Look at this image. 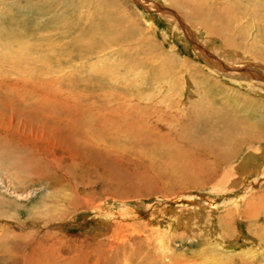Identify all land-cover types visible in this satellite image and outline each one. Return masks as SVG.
I'll use <instances>...</instances> for the list:
<instances>
[{
    "label": "rangeland",
    "instance_id": "obj_1",
    "mask_svg": "<svg viewBox=\"0 0 264 264\" xmlns=\"http://www.w3.org/2000/svg\"><path fill=\"white\" fill-rule=\"evenodd\" d=\"M228 105L264 121V0H0V264H264V142L189 148Z\"/></svg>",
    "mask_w": 264,
    "mask_h": 264
},
{
    "label": "bare ground",
    "instance_id": "obj_2",
    "mask_svg": "<svg viewBox=\"0 0 264 264\" xmlns=\"http://www.w3.org/2000/svg\"><path fill=\"white\" fill-rule=\"evenodd\" d=\"M109 21V20H108ZM101 23V22H99ZM117 23V22H116ZM103 24V22H102ZM108 24V23H107ZM106 25V24H105ZM116 25V24H114ZM119 25V24H118ZM102 27V26H101ZM112 28V24L108 25L107 31H109V35L111 36V38H109L108 42L106 44H110L111 43H116L117 41H123L122 39H125L126 37L124 35H120V33L122 32H118L116 29L113 32V30H111ZM185 28V27H184ZM118 29V28H117ZM92 30H95L94 28H92ZM96 30L100 31V26L98 25ZM102 30V29H101ZM112 32V33H111ZM212 32V31H211ZM123 33V32H122ZM121 33V34H122ZM99 37V36H98ZM125 37V38H124ZM79 39H76L75 41V45L78 46V51H79V56L82 57L84 56V53H88V54H92V51L90 49H88L87 47H85V45H87L88 47H91L89 44L92 45V41H90L89 43H87V41L82 42V41H78ZM118 44V43H117ZM198 48V47H197ZM219 54V53H218ZM203 57V56H202ZM207 57V56H206ZM223 65V64H222ZM235 65V64H234ZM233 67V66H232ZM235 67V66H234ZM244 67V66H243ZM225 68V67H224ZM240 71V70H238ZM225 72V71H224ZM234 72V71H233ZM237 72V71H236ZM235 72V73H236ZM244 72V71H243ZM228 73V72H227ZM234 73V74H235ZM240 73V72H239ZM249 74V72H248ZM237 75V73L235 74ZM241 75V74H240ZM256 76V75H255ZM253 77V76H252ZM262 77V76H261ZM247 78V77H246ZM263 79V78H262ZM252 84V83H251ZM250 84V85H251ZM254 85V84H252ZM251 85V86H252ZM257 85V84H256ZM250 86V87H251ZM254 88V86H252ZM250 89V88H249ZM246 106V105H245ZM232 106L226 107V110H216V109H211L212 111H210L209 113H204L203 111L199 113V123H198V127H195V130L193 132L194 135H197V144L196 145H192V144H188L191 148L190 151L195 152L194 150L196 149H204V152H214L217 153L215 156H217L216 158L213 157V160L215 163L222 165V164H228L230 162H234V157L236 154V151L241 150L243 147H241L242 144L246 145V146H250L255 144V143H261L264 142V121H260V122H252L249 118L245 117V118H241L238 117L236 114V112L233 111L232 108H230ZM248 109L251 107L254 109L255 104L254 101L251 99L249 101V105L247 106ZM262 107V106H261ZM258 107L257 109L261 110L262 108ZM212 108V107H211ZM228 109V110H227ZM229 109H232L231 111ZM224 111V112H223ZM252 112V110H250ZM198 112V111H197ZM222 112V114H220ZM198 114V113H197ZM251 114V113H250ZM216 115L217 116H221L220 120L218 121H213L215 124L210 125L208 121H210L211 117H214ZM106 116V115H105ZM111 116V115H110ZM116 116V115H115ZM248 116V115H247ZM223 117V118H222ZM103 118V117H102ZM110 118V117H109ZM114 118V116L112 117ZM121 118V116H120ZM264 119V118H263ZM104 121V120H103ZM124 121V119H123ZM212 121V120H211ZM106 122V121H105ZM113 123V122H112ZM125 123V122H123ZM194 123V122H193ZM131 124V123H130ZM138 124V123H137ZM104 125V124H103ZM124 125V124H122ZM128 125V124H127ZM200 125V126H199ZM116 126V125H115ZM120 127V126H119ZM123 127V126H122ZM126 127V126H125ZM141 127V126H140ZM130 128V127H129ZM109 129V128H108ZM118 129V128H117ZM116 129V130H117ZM121 129V128H120ZM125 129V128H124ZM194 129V128H193ZM113 130V129H111ZM115 130V128H114ZM119 130V129H118ZM120 131V130H119ZM124 131V130H123ZM132 131V130H131ZM114 132V131H113ZM130 132V131H129ZM192 132V130H191ZM141 133V132H140ZM136 134V133H133ZM167 134V133H166ZM192 134V133H191ZM154 135V134H153ZM122 137V136H121ZM243 141V142H242ZM150 142V141H149ZM162 144V143H161ZM204 146L210 147V151L209 148H206ZM202 150V149H201ZM203 151V150H202ZM212 160V161H213ZM247 166V165H246ZM226 183V181L224 182ZM60 197V196H59ZM90 197V196H89ZM75 199V197H74ZM77 199V198H76ZM72 200V202L78 203L77 200ZM84 200V199H83ZM92 201V200H91ZM86 201H83V203H85ZM86 204V203H85ZM88 204V202H87ZM54 221V220H52ZM55 223V222H54ZM62 245V244H61ZM60 245V246H61ZM62 249V248H61ZM60 249V250H61ZM47 252H45L46 254ZM58 253L56 250H51L48 251V255L49 256H53V258L58 259ZM80 256V255H79ZM64 258V257H63ZM62 258V259H63ZM77 257H73L71 258V260L68 258V260L65 261L64 260L63 263L64 264H78L80 263L79 260L76 259ZM83 260V259H82ZM61 261V260H60ZM78 262V263H77ZM88 262V261H87ZM86 262V263H87ZM90 262V261H89ZM83 263V261H81V264ZM93 263V262H92ZM90 264V263H89Z\"/></svg>",
    "mask_w": 264,
    "mask_h": 264
}]
</instances>
